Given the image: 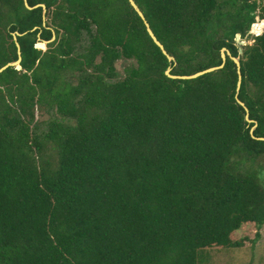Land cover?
<instances>
[{
  "label": "trees",
  "instance_id": "1",
  "mask_svg": "<svg viewBox=\"0 0 264 264\" xmlns=\"http://www.w3.org/2000/svg\"><path fill=\"white\" fill-rule=\"evenodd\" d=\"M134 2L173 61L128 0H0V69L21 59L0 73V264H202L262 239L264 28L235 38L264 0Z\"/></svg>",
  "mask_w": 264,
  "mask_h": 264
},
{
  "label": "rangeland",
  "instance_id": "2",
  "mask_svg": "<svg viewBox=\"0 0 264 264\" xmlns=\"http://www.w3.org/2000/svg\"><path fill=\"white\" fill-rule=\"evenodd\" d=\"M254 1V0H253ZM260 1V0H256ZM259 20V21H258ZM260 19L256 18L255 23H260ZM261 27L264 26V22H262ZM251 25V28L245 37H241L239 35L236 36L235 42L240 47H245L248 45L253 44V40L255 36L256 29L254 25ZM262 34V33H261ZM260 34V35H261ZM128 65V62L120 61L116 64V68L118 74L122 76L124 67ZM39 120H46L48 116L46 115H38ZM264 229V228H263ZM246 233H240L238 237H249L250 239L254 238L253 230L248 229ZM264 232V231H263ZM207 257L202 262V264H264V237L258 242L256 248H251L250 244L248 243L246 248L242 250H217V249H210L206 252Z\"/></svg>",
  "mask_w": 264,
  "mask_h": 264
},
{
  "label": "water",
  "instance_id": "3",
  "mask_svg": "<svg viewBox=\"0 0 264 264\" xmlns=\"http://www.w3.org/2000/svg\"><path fill=\"white\" fill-rule=\"evenodd\" d=\"M26 1V0H25ZM129 4L131 5V7L135 10V12L138 14V16L141 18V20L144 22L145 24V27H146V30H147V33L149 34V36L151 37V39L153 40V42L155 43V45L161 50V52L163 53V55H165L167 57V59L169 61H173L174 59L172 57H170L167 52L165 51L163 45L157 40V38L155 37L153 31L151 30L149 24L147 23V21L145 20V17H144V14L141 12V10L139 9V7L136 5V3L134 2V0H128ZM25 6L28 10H33V9H36V8H43L44 11H45V6L44 5H37L35 7H30L27 2H25ZM19 35V34H17ZM17 48H19V45L17 44ZM226 50H223L222 53H221V58H222V61L223 63L226 61V56L224 54ZM227 52V51H226ZM242 52L239 51V54H241ZM18 54L20 55V52H18ZM227 54H229L227 52ZM233 62L235 63L236 67H237V74H238V78H239V82H238V85H237V91L239 90L240 88V84H241V72H240V60L239 58H232ZM21 62V59H18L16 62H12V63H9L7 65H5L3 68L0 69V73H2L3 71H5L7 68L9 67H15V66H18ZM223 68V65H221L220 67H214V68H209L207 70H204V71H201V72H198L194 75H190V76H173L170 74L171 72V68H168V70L166 71V76L171 78V79H178V80H192V79H196L198 77H201L205 74H208V73H211V72H214L218 69H221ZM237 103L238 105H240L241 107L244 108V110L247 112V109L245 107V105L240 102L239 100H237ZM246 120L251 123L252 121L249 120L248 116L246 115ZM253 130V129H252ZM259 140H262L264 141V139L260 138Z\"/></svg>",
  "mask_w": 264,
  "mask_h": 264
},
{
  "label": "built area",
  "instance_id": "4",
  "mask_svg": "<svg viewBox=\"0 0 264 264\" xmlns=\"http://www.w3.org/2000/svg\"><path fill=\"white\" fill-rule=\"evenodd\" d=\"M261 24H263L262 21H260V23L257 22L255 24H253L254 25V28H257L255 34L258 35V36L263 32L264 26L261 27Z\"/></svg>",
  "mask_w": 264,
  "mask_h": 264
},
{
  "label": "crops",
  "instance_id": "5",
  "mask_svg": "<svg viewBox=\"0 0 264 264\" xmlns=\"http://www.w3.org/2000/svg\"><path fill=\"white\" fill-rule=\"evenodd\" d=\"M263 231H264V229H263ZM262 237H264V232H263V235H262ZM257 245H258V244H257ZM257 245H256V246H257Z\"/></svg>",
  "mask_w": 264,
  "mask_h": 264
}]
</instances>
